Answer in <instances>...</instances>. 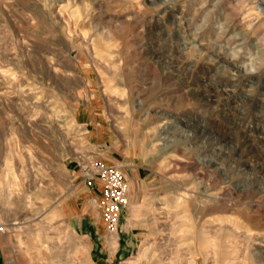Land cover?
<instances>
[{"label":"rangeland","instance_id":"1","mask_svg":"<svg viewBox=\"0 0 264 264\" xmlns=\"http://www.w3.org/2000/svg\"><path fill=\"white\" fill-rule=\"evenodd\" d=\"M103 132L143 178L107 263ZM0 215L44 264H264V0H0Z\"/></svg>","mask_w":264,"mask_h":264},{"label":"crops","instance_id":"2","mask_svg":"<svg viewBox=\"0 0 264 264\" xmlns=\"http://www.w3.org/2000/svg\"><path fill=\"white\" fill-rule=\"evenodd\" d=\"M108 136L109 135H106V132L96 134V138L100 142L98 143V146L95 149V151H93L92 155L103 161H106L107 163L120 164V165L122 164L123 172L125 173L126 181L130 189L129 199L131 201H134L135 198L134 195L132 194L133 191H131V188L136 190L135 189L136 186L140 184L143 178L140 172H136V169H133L131 165L122 162V159L119 158V156H116L114 152H112L109 148H107V142L109 138ZM83 187L86 190V193L84 194V196H86V201L89 202L90 205L96 208L97 207L96 204L98 203V200L102 198V192L100 188L99 187L92 188L90 186H87L84 182H83ZM39 207L42 208L41 211H43V208H46V203L40 202ZM73 211L74 210H72V213ZM52 212H53L52 216L54 223L61 226H65L66 228H68V231L70 233V227L72 229L73 225L70 226L72 221L71 218L69 217L68 195L65 196V198H63L61 195L60 198L56 199V201L54 202V206L51 208V213ZM44 213H46V210L44 211ZM94 218L96 217L90 216V219H94ZM92 222L94 223L95 221L93 220ZM0 224L4 225V231L0 233V264L46 263L47 256L45 253H40V252L34 253L33 250L31 249L32 247L23 238L17 237L16 233L9 230L14 224L13 219L5 218L4 222ZM101 230H98V233L100 235L99 243L101 245L99 249V253L101 256L98 262L101 263L114 262L115 258L117 257L115 253L117 252L119 247L116 249V252L113 254L108 240L109 229L106 226L105 229L102 230L103 233ZM95 245L96 244H92V248H91L92 250L94 249ZM94 256H97L96 253L93 254V257Z\"/></svg>","mask_w":264,"mask_h":264},{"label":"built area","instance_id":"3","mask_svg":"<svg viewBox=\"0 0 264 264\" xmlns=\"http://www.w3.org/2000/svg\"><path fill=\"white\" fill-rule=\"evenodd\" d=\"M81 181L87 186L99 187L102 192L104 221L110 231L118 229L122 212L129 208L128 183L122 164H111L97 157L88 158L79 164ZM4 225L0 224V233Z\"/></svg>","mask_w":264,"mask_h":264}]
</instances>
